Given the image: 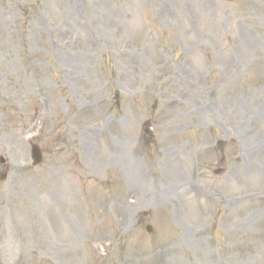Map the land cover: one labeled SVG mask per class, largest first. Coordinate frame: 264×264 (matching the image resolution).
<instances>
[{"label": "rangeland", "instance_id": "374dc122", "mask_svg": "<svg viewBox=\"0 0 264 264\" xmlns=\"http://www.w3.org/2000/svg\"><path fill=\"white\" fill-rule=\"evenodd\" d=\"M1 158L0 264H264V0H0Z\"/></svg>", "mask_w": 264, "mask_h": 264}, {"label": "water", "instance_id": "95a60500", "mask_svg": "<svg viewBox=\"0 0 264 264\" xmlns=\"http://www.w3.org/2000/svg\"><path fill=\"white\" fill-rule=\"evenodd\" d=\"M33 159H34V164L38 165L42 162V155H41V151L37 146L33 147ZM2 162H4L2 160ZM4 179V178H3Z\"/></svg>", "mask_w": 264, "mask_h": 264}]
</instances>
